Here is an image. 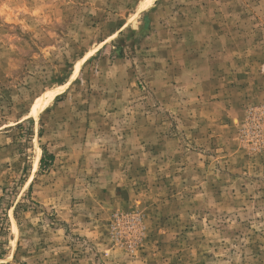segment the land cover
I'll return each mask as SVG.
<instances>
[{
	"label": "rangeland",
	"instance_id": "rangeland-1",
	"mask_svg": "<svg viewBox=\"0 0 264 264\" xmlns=\"http://www.w3.org/2000/svg\"><path fill=\"white\" fill-rule=\"evenodd\" d=\"M0 264H264V0H0Z\"/></svg>",
	"mask_w": 264,
	"mask_h": 264
},
{
	"label": "bare ground",
	"instance_id": "bare-ground-1",
	"mask_svg": "<svg viewBox=\"0 0 264 264\" xmlns=\"http://www.w3.org/2000/svg\"><path fill=\"white\" fill-rule=\"evenodd\" d=\"M156 0H141V6L142 7H145V6H150L152 5ZM80 62L81 60H78L75 65H74V68H73V72H72V77L75 75V73L77 72V70L79 69V66H80ZM40 148L38 149V155H40ZM37 163H35V167L37 166ZM13 229L16 230V227L15 225H13Z\"/></svg>",
	"mask_w": 264,
	"mask_h": 264
}]
</instances>
